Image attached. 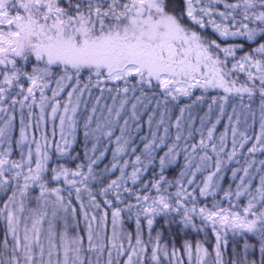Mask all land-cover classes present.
I'll list each match as a JSON object with an SVG mask.
<instances>
[{"label": "snow or ice", "instance_id": "6c2138e0", "mask_svg": "<svg viewBox=\"0 0 264 264\" xmlns=\"http://www.w3.org/2000/svg\"><path fill=\"white\" fill-rule=\"evenodd\" d=\"M257 153L264 0H0V264H264Z\"/></svg>", "mask_w": 264, "mask_h": 264}, {"label": "trees", "instance_id": "16d2710c", "mask_svg": "<svg viewBox=\"0 0 264 264\" xmlns=\"http://www.w3.org/2000/svg\"><path fill=\"white\" fill-rule=\"evenodd\" d=\"M245 103H247V98H246V97H245ZM258 103H259V100H258V98H257V100H256V101L254 102V104H253V107L255 108V107L258 105ZM203 107H204V109L206 110L207 105H204ZM229 110H230V109H229ZM177 111H178V110H177ZM199 114L202 115L203 113L201 112V113H199ZM223 121H224V122H227V117H224V118H223ZM224 122H222L221 124L217 125V134H219V132H222V131L224 130ZM197 123H198V121H197ZM249 123H251V119H250V118H249ZM255 128H256V130H258V128H259L258 117H257V123H256V125H255ZM144 130L147 131V126H146V125H145V129H144ZM250 131H251V130H250ZM18 134H19V120L17 119V121H16V129H15L14 135H18ZM196 139L198 140L199 137L197 136ZM230 140H231V133L229 132V142H230ZM249 146H250V145H249ZM74 149H75L76 152H79V153H80V155H81V159H83V139H82V133H81L80 137L78 138V142H77V144L74 145ZM245 151H246V149H245ZM16 155L18 156V153H17ZM107 155H108V157L110 158L111 153L109 152ZM239 159H240L241 163H243V161H244V157L241 156ZM256 159H257V160H259V159H264V156H262L260 153H257V154H256ZM179 160H180V163L182 164V163H183V157L181 156V157L179 158ZM107 162H108L107 160L104 161V163H107ZM69 166H70V167H74V164H73V163H69ZM103 166H104L103 163L100 164V167H101V168H103ZM231 166H232V167H238L239 165H237L235 162H233ZM172 169H173L175 172H178V171H179V168H178V166H176V165H173V166H172ZM252 171L255 172V171H256L255 168H253ZM168 174L171 175L172 172L170 171ZM230 175H231L230 169H226V170H225V173H224V180L221 181V183H223L224 187H227V186H228ZM256 182H258V177H256ZM233 187H235L234 184H233ZM0 206H2V203H0ZM2 239H3V231H2V228H0V240H2Z\"/></svg>", "mask_w": 264, "mask_h": 264}]
</instances>
